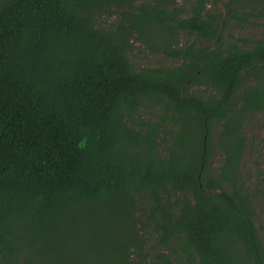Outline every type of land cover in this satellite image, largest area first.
Instances as JSON below:
<instances>
[{
	"label": "trees",
	"instance_id": "1",
	"mask_svg": "<svg viewBox=\"0 0 264 264\" xmlns=\"http://www.w3.org/2000/svg\"><path fill=\"white\" fill-rule=\"evenodd\" d=\"M212 1L0 0V264H73L70 247L39 244L70 206L103 201L123 213L87 254L103 264H264L240 174L242 128L264 113V39L222 34L264 0ZM178 31L207 44L171 46ZM132 40L180 64L135 68ZM198 80L217 94L191 93ZM153 103L160 119L137 121Z\"/></svg>",
	"mask_w": 264,
	"mask_h": 264
},
{
	"label": "rangeland",
	"instance_id": "2",
	"mask_svg": "<svg viewBox=\"0 0 264 264\" xmlns=\"http://www.w3.org/2000/svg\"><path fill=\"white\" fill-rule=\"evenodd\" d=\"M188 1L189 0H176V4L184 6ZM207 7L209 11L216 9L212 0H208ZM254 7L255 9H249L247 6L243 7V10L251 13L250 15L241 14L237 19H228L222 29L224 41H232L233 37H241L244 41L240 44L247 46L250 40L264 39V3H260ZM115 9L116 8L112 7L108 13H103L98 17L96 19L98 25L105 28H109L113 25L114 21L118 19ZM220 11H224L222 5L216 10L217 13ZM168 37L167 35V38ZM191 43L201 45L207 44L206 41L196 40L194 35L184 31H178L172 37L170 45L180 47ZM153 44L155 46L149 47L145 41L132 40L128 57L135 68L175 66L180 64L179 60H174L165 55L157 46L156 42H153ZM189 90L191 93L200 95L204 98L217 94V92L204 80H198ZM162 109L161 105L155 103L146 104L140 109L137 121H144L147 119L159 120L162 115ZM164 113L166 114L165 111ZM164 123L163 121V124ZM242 131L246 138V147L241 157L240 174L248 187V191L253 195L252 205L255 213L254 222L261 240L264 241V197H262L260 193L255 192L256 184L259 183L261 179V172H264V113H256L252 119L246 121ZM166 140H168V137ZM208 162L210 169L214 172L222 163V154L213 143ZM120 205V203L111 204L103 201L88 206L83 204L70 206V208L53 223L52 230L47 236H44L39 244V248L43 249L49 244L54 247L67 246L71 249L68 252L73 259V264H94L96 262H99L97 264H103L104 261H101L103 259V254L101 252L96 251L97 254L89 256H87V254L94 246H101L100 249H102L105 244L114 240L115 237L105 236L104 234L107 221L109 223H116L115 229L113 230L114 233L116 231L119 235L123 232L122 224H120L119 221V215L123 214ZM28 225V223L23 222V226ZM65 232L70 239L65 235ZM154 242L155 239L152 237L151 240L146 243V248L152 246ZM81 245H84V250L77 248V246L81 247ZM31 260L34 264L61 263L60 261H56L57 259L55 258L46 259L41 256L32 257Z\"/></svg>",
	"mask_w": 264,
	"mask_h": 264
}]
</instances>
